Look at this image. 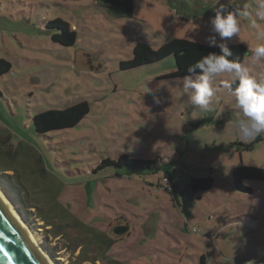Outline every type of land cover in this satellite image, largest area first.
<instances>
[{"label": "rangeland", "instance_id": "374dc122", "mask_svg": "<svg viewBox=\"0 0 264 264\" xmlns=\"http://www.w3.org/2000/svg\"><path fill=\"white\" fill-rule=\"evenodd\" d=\"M133 3L128 17L98 0H0V59L10 64L0 75V140L9 136L0 146L2 199L55 264H71L84 248L91 230L76 222L113 236L122 221L128 224L122 237L100 260L83 264H201V256L202 264H264V181H242L251 193L232 185L239 164L264 168V133L252 150L243 149L241 143L255 139L242 142L232 128L240 113L223 86L228 74L213 81L214 111L205 112L191 105L183 77H162L175 70L173 56L120 67L137 42L152 49L174 38L207 45L214 8L228 0ZM236 3L252 6L251 14L240 17V34L228 44L247 47L241 64L259 78L264 59L254 61L251 49L264 39L250 25L255 20L264 31V20L255 16V0ZM55 18L74 30V44L52 40L57 30L46 24ZM80 101L89 111L77 125L35 131L33 116ZM122 154L154 164L95 171ZM193 176H211L212 186L193 194L192 215L185 218L163 178L170 177L179 195ZM18 198L25 207L15 204ZM42 212L47 220L55 215L53 227L44 226ZM64 212L76 219L63 218ZM91 250L90 256L99 255Z\"/></svg>", "mask_w": 264, "mask_h": 264}, {"label": "trees", "instance_id": "16d2710c", "mask_svg": "<svg viewBox=\"0 0 264 264\" xmlns=\"http://www.w3.org/2000/svg\"><path fill=\"white\" fill-rule=\"evenodd\" d=\"M108 7V10L117 16H131L132 9L134 8L133 0H98ZM47 28L56 29L57 31L52 34V40L64 46H70L75 42V32L71 29L69 24L59 18H55L48 21L46 24ZM228 46L233 51V59L241 63L245 56L248 54V49L245 45L241 43H229ZM132 58L127 61L120 63L122 69H129L141 66L146 63H153L159 61L160 59L167 58L169 56L174 57L175 70L162 77L174 78V77H184L188 75L187 68L189 65L194 64L203 55H207L209 52L219 53V48H210L208 45L198 44L196 41L186 40L182 38H174L169 42L162 43L156 49H152L146 42H137L132 49ZM10 70V64L0 59V75L8 72ZM235 86L233 85V88ZM89 107L87 102L80 101L64 110H49L39 113L32 117V124L37 133H46L49 131L60 130L65 128H71L78 124V122L88 113ZM9 136L5 139H1L0 146L8 141ZM257 142L255 139L247 144L241 143L243 149L250 151L253 149L254 144ZM154 164V160H146L140 158H130L127 154H122L117 157V159L106 158L103 160L96 168L95 171L103 169L105 167H113L114 169H119L123 167H129L130 169H150ZM115 175L119 176L115 172ZM168 180L165 190L171 193L178 205L179 212L185 217L189 218L191 214V208L194 205V197L198 191L209 189L212 186L211 176L206 177H191L190 180L185 184L184 188L180 190L179 195L173 192V187L170 185V177H164ZM163 178V179H164ZM260 180L264 181V168L260 166H244V164H239L233 170L232 174V185L235 189L242 191L243 193H251L252 189L248 186L243 185L244 180ZM17 197V196H15ZM15 204L26 206V204L18 198L15 199ZM30 216V212H25ZM64 212L62 214L63 218H67L68 214L75 218L74 215ZM41 220H44V226H54L56 220L55 215H49L50 220H47L46 213H39ZM76 219V218H75ZM97 221L103 222L104 219L96 218ZM79 223L84 229H88V236L86 241L83 242L84 248L76 256V259L71 264H83L84 262H95L101 259L100 252L103 250H108L112 248L113 244L119 239L118 235H110L107 232L96 231L93 226L86 225L82 222ZM122 223L127 224L125 221ZM68 225V224H66ZM64 225V227L66 226ZM128 225V224H127ZM57 227L61 226V223L56 224ZM61 229V228H59ZM63 229V228H62ZM92 248L98 250V256H90ZM49 256L53 258V254L49 252ZM203 257L201 256L200 263L203 262Z\"/></svg>", "mask_w": 264, "mask_h": 264}, {"label": "clouds", "instance_id": "9594fccd", "mask_svg": "<svg viewBox=\"0 0 264 264\" xmlns=\"http://www.w3.org/2000/svg\"><path fill=\"white\" fill-rule=\"evenodd\" d=\"M251 7L248 4L236 3V0H228L227 4H219L214 8L215 15L209 20L212 34L206 37L205 43L210 48H219L220 52L203 55L188 66V75L181 79L183 92L188 95L191 105L205 112H212L218 91L213 86V81L221 74L227 73L229 79L223 81V86L231 90L234 108L240 113L231 125L240 140L245 143L264 133V76H252L246 66L230 59L233 51L228 42L239 36L240 17L249 16ZM254 10L255 16L264 20V0H255ZM250 27L256 31L259 38L264 39V31L259 30L255 20ZM251 52L254 61L264 59V44H258ZM150 91L144 89V92ZM190 228L194 232L197 230L196 226Z\"/></svg>", "mask_w": 264, "mask_h": 264}, {"label": "water", "instance_id": "95a60500", "mask_svg": "<svg viewBox=\"0 0 264 264\" xmlns=\"http://www.w3.org/2000/svg\"><path fill=\"white\" fill-rule=\"evenodd\" d=\"M112 230L114 234L121 235L128 230V225H117ZM0 264H48L43 253L31 243L22 225L1 197Z\"/></svg>", "mask_w": 264, "mask_h": 264}, {"label": "bare ground", "instance_id": "6f19581e", "mask_svg": "<svg viewBox=\"0 0 264 264\" xmlns=\"http://www.w3.org/2000/svg\"><path fill=\"white\" fill-rule=\"evenodd\" d=\"M1 196H3V195H2L1 190H0V197H1ZM1 198H2V197H1ZM3 201L6 203V205H7L8 208L11 210V212H13L14 208L11 206V204H9L8 202H6L5 200H3ZM13 213H15V212H13ZM13 215L17 218V220L19 221V223L22 225V227H23V229H24V231H25V233H26L28 239L31 241V243H32L33 245H35L37 248H39V250L43 253V256H44V258L46 259V261L48 262V264H55V263L51 260V258L49 257V255L45 252V250H43V249L40 247V245L38 244V241H37L35 235L32 233V231L29 229V227H28L25 223H23V221L19 218V216H18L16 213L13 214Z\"/></svg>", "mask_w": 264, "mask_h": 264}, {"label": "built area", "instance_id": "2783aa9c", "mask_svg": "<svg viewBox=\"0 0 264 264\" xmlns=\"http://www.w3.org/2000/svg\"><path fill=\"white\" fill-rule=\"evenodd\" d=\"M163 181H164L165 183H168V180H167L166 178H164Z\"/></svg>", "mask_w": 264, "mask_h": 264}, {"label": "flooded vegetation", "instance_id": "af4514ba", "mask_svg": "<svg viewBox=\"0 0 264 264\" xmlns=\"http://www.w3.org/2000/svg\"><path fill=\"white\" fill-rule=\"evenodd\" d=\"M122 224H124V223H120V224H118V225H122Z\"/></svg>", "mask_w": 264, "mask_h": 264}, {"label": "crops", "instance_id": "0c3cea01", "mask_svg": "<svg viewBox=\"0 0 264 264\" xmlns=\"http://www.w3.org/2000/svg\"><path fill=\"white\" fill-rule=\"evenodd\" d=\"M3 170H4V169H3ZM4 171H5V170H4ZM6 171H7V170H6ZM6 171H5V172H6Z\"/></svg>", "mask_w": 264, "mask_h": 264}]
</instances>
